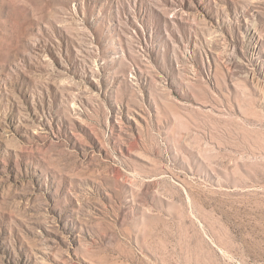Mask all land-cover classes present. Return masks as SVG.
<instances>
[{"label":"rangeland","instance_id":"obj_1","mask_svg":"<svg viewBox=\"0 0 264 264\" xmlns=\"http://www.w3.org/2000/svg\"><path fill=\"white\" fill-rule=\"evenodd\" d=\"M0 264H264V0H0Z\"/></svg>","mask_w":264,"mask_h":264}]
</instances>
